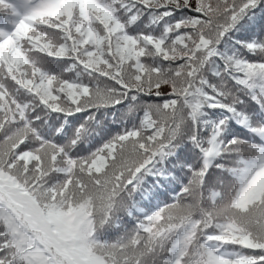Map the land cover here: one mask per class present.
<instances>
[{
  "label": "snow or ice",
  "instance_id": "snow-or-ice-1",
  "mask_svg": "<svg viewBox=\"0 0 264 264\" xmlns=\"http://www.w3.org/2000/svg\"><path fill=\"white\" fill-rule=\"evenodd\" d=\"M0 264H264V0H0Z\"/></svg>",
  "mask_w": 264,
  "mask_h": 264
}]
</instances>
